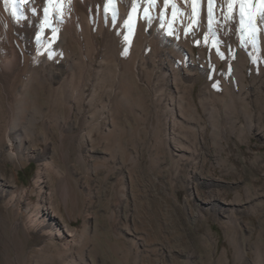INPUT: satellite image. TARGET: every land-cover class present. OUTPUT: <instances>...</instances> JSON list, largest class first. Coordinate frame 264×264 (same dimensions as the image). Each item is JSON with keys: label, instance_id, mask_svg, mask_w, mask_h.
<instances>
[{"label": "rangeland", "instance_id": "1", "mask_svg": "<svg viewBox=\"0 0 264 264\" xmlns=\"http://www.w3.org/2000/svg\"><path fill=\"white\" fill-rule=\"evenodd\" d=\"M260 79L249 133L223 122L213 133L203 117L182 127L140 85L142 97L97 121L94 144L78 147L83 119L47 116L26 159L10 162L0 147V264H228L234 247L264 248Z\"/></svg>", "mask_w": 264, "mask_h": 264}, {"label": "bare ground", "instance_id": "2", "mask_svg": "<svg viewBox=\"0 0 264 264\" xmlns=\"http://www.w3.org/2000/svg\"><path fill=\"white\" fill-rule=\"evenodd\" d=\"M262 75L264 0H0V147L13 163L28 157L47 116L56 126L83 119L78 147L93 143L97 121L142 97L140 85L182 127L203 117L213 133L221 122L249 133L248 97ZM255 245H232L228 264H264Z\"/></svg>", "mask_w": 264, "mask_h": 264}, {"label": "snow or ice", "instance_id": "3", "mask_svg": "<svg viewBox=\"0 0 264 264\" xmlns=\"http://www.w3.org/2000/svg\"><path fill=\"white\" fill-rule=\"evenodd\" d=\"M14 2H15V0H14ZM19 2H20L21 4H23V3H26L27 0H19Z\"/></svg>", "mask_w": 264, "mask_h": 264}]
</instances>
